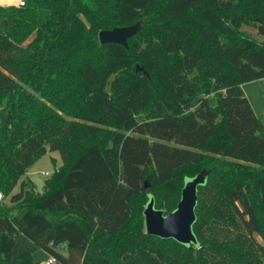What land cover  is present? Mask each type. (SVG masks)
<instances>
[{"label":"trees","instance_id":"trees-1","mask_svg":"<svg viewBox=\"0 0 264 264\" xmlns=\"http://www.w3.org/2000/svg\"><path fill=\"white\" fill-rule=\"evenodd\" d=\"M138 21L127 47L100 42ZM244 25L264 36V0L0 4V264H264V122L243 89L264 41ZM48 150L62 163L34 192ZM203 169L197 243L147 233L150 197L174 210Z\"/></svg>","mask_w":264,"mask_h":264},{"label":"water","instance_id":"water-1","mask_svg":"<svg viewBox=\"0 0 264 264\" xmlns=\"http://www.w3.org/2000/svg\"><path fill=\"white\" fill-rule=\"evenodd\" d=\"M141 21L126 26H117L112 29H104L99 32L101 43H118L128 46V39L137 34L141 29ZM208 169H203L196 176L186 180L182 189L181 198L172 211L165 212L155 205V200L150 197L145 209L146 232L161 238H173L188 246L197 243L193 232V224L196 220V206L198 201V187L206 182ZM146 187L149 183L146 182Z\"/></svg>","mask_w":264,"mask_h":264},{"label":"rangeland","instance_id":"rangeland-1","mask_svg":"<svg viewBox=\"0 0 264 264\" xmlns=\"http://www.w3.org/2000/svg\"><path fill=\"white\" fill-rule=\"evenodd\" d=\"M4 5H7V3H5ZM242 29L246 31L255 40L264 41V36L258 33V29L255 25H244ZM136 66L137 69L144 70V67L140 62H137ZM252 86L254 87V94H251V97L253 99L255 109L258 113L256 114L261 119V121L264 122V97L261 96V93L257 88L259 86L261 87L264 86V82L263 85H261L260 83H248V85H246V87H252ZM61 163H62V158L60 152L48 150L45 155H43L32 166L29 167L26 176H24L26 185L30 188V190L34 192L41 191L44 187L46 179L52 175L54 170L57 167H59ZM19 190H20V184H18L14 188L13 193L18 192ZM0 203L13 206V204L10 201V196L5 198L2 195V193H0ZM61 251L67 254L66 250L61 249ZM48 257L49 254L43 249L37 250L32 255V259L36 264H46V260L48 259Z\"/></svg>","mask_w":264,"mask_h":264},{"label":"crops","instance_id":"crops-1","mask_svg":"<svg viewBox=\"0 0 264 264\" xmlns=\"http://www.w3.org/2000/svg\"><path fill=\"white\" fill-rule=\"evenodd\" d=\"M4 1V2H3ZM18 0H0V4H17ZM263 82H264V78L260 79V80H256V81H251V82H247L245 84H243V89L246 93V95L248 96L249 100L251 101V104L253 105V108L255 110V113H257L256 109H255V105L253 103V99L251 97V94H254V87H246V85H248V83H260L261 85H263ZM261 93V96L264 97V86H259L257 87ZM258 114V113H257ZM65 254V253H64Z\"/></svg>","mask_w":264,"mask_h":264},{"label":"built area","instance_id":"built-area-1","mask_svg":"<svg viewBox=\"0 0 264 264\" xmlns=\"http://www.w3.org/2000/svg\"><path fill=\"white\" fill-rule=\"evenodd\" d=\"M24 0H19L17 2V5H23ZM46 264H60L56 256L54 255H49L48 259L46 260Z\"/></svg>","mask_w":264,"mask_h":264}]
</instances>
